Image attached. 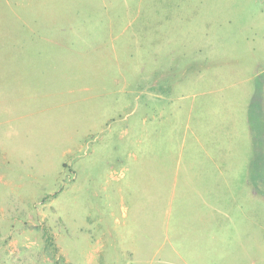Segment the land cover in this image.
<instances>
[{
  "label": "rangeland",
  "instance_id": "1",
  "mask_svg": "<svg viewBox=\"0 0 264 264\" xmlns=\"http://www.w3.org/2000/svg\"><path fill=\"white\" fill-rule=\"evenodd\" d=\"M0 264H264V0H0Z\"/></svg>",
  "mask_w": 264,
  "mask_h": 264
}]
</instances>
